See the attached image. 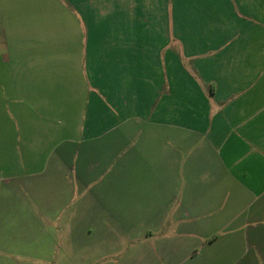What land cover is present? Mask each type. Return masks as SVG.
Returning <instances> with one entry per match:
<instances>
[{
	"label": "crops",
	"instance_id": "obj_1",
	"mask_svg": "<svg viewBox=\"0 0 264 264\" xmlns=\"http://www.w3.org/2000/svg\"><path fill=\"white\" fill-rule=\"evenodd\" d=\"M0 264H264V0H0Z\"/></svg>",
	"mask_w": 264,
	"mask_h": 264
}]
</instances>
